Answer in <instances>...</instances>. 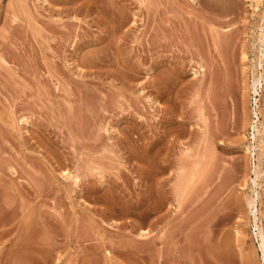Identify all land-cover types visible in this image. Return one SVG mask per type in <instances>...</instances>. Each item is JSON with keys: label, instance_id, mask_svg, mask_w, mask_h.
Wrapping results in <instances>:
<instances>
[{"label": "rangeland", "instance_id": "obj_1", "mask_svg": "<svg viewBox=\"0 0 264 264\" xmlns=\"http://www.w3.org/2000/svg\"><path fill=\"white\" fill-rule=\"evenodd\" d=\"M263 30L264 0H0V264H264Z\"/></svg>", "mask_w": 264, "mask_h": 264}, {"label": "bare ground", "instance_id": "obj_2", "mask_svg": "<svg viewBox=\"0 0 264 264\" xmlns=\"http://www.w3.org/2000/svg\"><path fill=\"white\" fill-rule=\"evenodd\" d=\"M262 38H263L262 40L264 41V30H263ZM254 92H256L255 86H254ZM255 127H256L255 125L252 126L253 129H255ZM252 136L254 137L253 133H252ZM252 173L254 175V178L251 179V184L253 186V185H256V178L258 177V172L256 169H253ZM252 186L249 188L251 194L246 197V199H245L246 204L245 205L247 206L250 214L252 215L253 224L255 227V230H254L255 233L254 234H255L256 238H259L258 247H259V251H261V258H262V260H264L263 234H262L260 227L257 225V202H259V200H258L259 197H258V193L255 192V190Z\"/></svg>", "mask_w": 264, "mask_h": 264}]
</instances>
